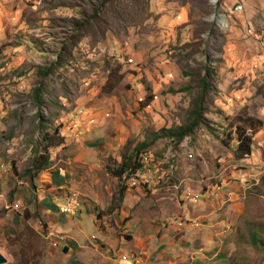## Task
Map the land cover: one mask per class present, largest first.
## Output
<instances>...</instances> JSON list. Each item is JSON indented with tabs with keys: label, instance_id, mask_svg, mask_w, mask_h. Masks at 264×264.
I'll use <instances>...</instances> for the list:
<instances>
[{
	"label": "rangeland",
	"instance_id": "obj_1",
	"mask_svg": "<svg viewBox=\"0 0 264 264\" xmlns=\"http://www.w3.org/2000/svg\"><path fill=\"white\" fill-rule=\"evenodd\" d=\"M202 76L204 123L176 142L167 130L191 122ZM36 87L48 130L59 127L65 140L32 181L43 135ZM250 115L262 123L251 152L239 154L235 128ZM146 151L171 191L116 175L125 157ZM0 164V193L22 203L6 209L0 197L4 264H189L202 255L204 264H264V0H0ZM52 174L69 181L58 188ZM187 187L203 193L191 227L209 233L193 243L175 232L169 251V227L159 223L180 211ZM44 191L54 202L78 191L82 208L46 213V226L25 220L45 210ZM206 214L224 215L208 224ZM47 225L71 239L59 245Z\"/></svg>",
	"mask_w": 264,
	"mask_h": 264
},
{
	"label": "clouds",
	"instance_id": "obj_2",
	"mask_svg": "<svg viewBox=\"0 0 264 264\" xmlns=\"http://www.w3.org/2000/svg\"><path fill=\"white\" fill-rule=\"evenodd\" d=\"M83 111L81 109V111L78 112L77 114L83 113ZM41 114H42V112H41ZM45 120L47 121L46 118H45ZM47 124H49L48 121H47ZM78 125H79V123H74V124H72V127L76 128V127H78ZM55 128H59V127H55ZM46 129L48 130V126ZM54 129L48 130V131H53ZM59 130H60V128H59ZM73 130H75V129H73ZM60 134L64 138L61 130H60ZM42 138H43V135H42ZM64 140H65V138H64ZM237 142H238V140H237ZM94 145L95 144H92V146H94ZM41 153H42V151H40L39 154H41ZM148 153L152 154L149 151L143 152L141 155H139L136 158V164H135L136 166L134 165L135 160H132L130 162V167L127 168V170L124 173H122L121 175H117V174L116 175L118 177H122V179H124V180L126 179L127 183H129L130 186H132V187L154 188L155 186H157L159 184L160 187H157V188H159L161 190L165 189L166 191H171L170 188H166V187L162 186V185L168 183L171 178L167 173H164L159 168L158 161L154 158L153 154H152L153 160L156 161V167H155L154 171H152V172L148 171L150 163L152 161V160L149 161V158H148V160L145 161V157L147 155H149ZM32 162H33V159H32ZM50 163H51V158H50ZM122 163H123V161L119 164L118 168L122 165ZM47 169H48V165L44 166V168L41 170L40 169H38L37 171L35 170V172H38V173L32 174V181L34 179L35 174L37 175L40 172L47 170ZM7 172L8 171H7V168L5 167V165L0 164V179H2L6 175ZM68 176H69V174H62L61 176L59 174H56V176H54V174H52L51 181L49 183L54 184V186H56L58 188H63V186L67 183V181H69L67 179ZM134 178H135V180H134ZM146 178H148L150 181L145 182ZM23 183H25V182H23ZM177 187H178V185L175 184V186L173 188H177ZM20 189H21V187H19V189H18L19 193H20ZM28 191L31 193V190L29 188H28ZM10 192L11 191L8 192V190L4 189V190H2V193H0V197L7 200L6 198L11 197ZM44 193L46 194V197H45V199H43V201L46 200V202L43 203V205L46 207L45 208L46 211L43 210L41 212V214H24L25 220H30V219H33L35 217H38L40 225L46 226L47 222L45 220L42 222V219H46V217L50 215V214H46V213H51V212L58 213L59 212L60 213V214L58 213L59 217L67 218V216H71V217L76 216L77 213L79 212V210L82 208L83 201L81 198V194L78 191H72L67 197H64V196L60 197L58 202H54L51 199L52 198L51 193H49L47 191H44ZM201 193H202L201 191L197 192V193H192L191 191H188L186 193V195L184 196V199H189V201H191L192 203L197 204L199 202L198 201L200 198L199 195ZM202 195H203V193H202ZM37 197H38V192H37ZM29 198L32 199V197H29ZM194 198L196 201L192 200ZM31 199H29V200L27 199V201H26V203H28L29 206L31 205V203H29L31 201ZM0 200H1V198H0ZM0 202H3V201H0ZM3 203H4V206H3L4 208L12 209L15 211H18L22 205V203H20L18 201L17 202H10L7 200ZM51 206H53V207L51 208ZM18 213H20V214H15V216H16L15 218L17 220L21 219L23 216V214L21 212H18ZM174 223H176L178 227H182L183 229H187V228H190L191 226L196 225L198 222H196L195 219H193V218L187 217L184 212H180V214L178 216L176 215L174 218L173 217L171 218L168 214H167V217H165L163 215L162 220L159 224L162 226L167 225V227L171 228V225H173ZM46 234L48 237L52 238L55 242L59 243V245H62V246L64 244H67V242L71 239L70 236L65 235L66 233H64L63 231H61L57 228H54V227H49L48 225H47ZM65 247H68V250L70 248L67 245L64 246V248ZM74 247H72V248L74 249ZM64 248H63V252H64Z\"/></svg>",
	"mask_w": 264,
	"mask_h": 264
},
{
	"label": "trees",
	"instance_id": "obj_3",
	"mask_svg": "<svg viewBox=\"0 0 264 264\" xmlns=\"http://www.w3.org/2000/svg\"><path fill=\"white\" fill-rule=\"evenodd\" d=\"M207 72H214V69L210 66H206ZM39 74L42 76H47L51 72V66L39 68L38 70ZM201 83L207 85V79L205 76H202ZM207 89H210V86H203L202 92L199 94L198 98L195 100L193 108L191 110V122H186L182 124L181 126L171 128L167 130L168 134L166 136H169L170 138H173L176 140V142L181 141L186 136H189L190 134L195 131V129L200 125V123H204L205 113L207 112L208 108L206 106V91ZM42 88L36 87L34 89V98L36 99L37 104V111L36 116L39 120L38 128L43 131V138L42 142L39 144V146L36 147L35 154L33 157L32 162V168H30L28 171L32 172L33 168L36 169H43L44 166L48 165L50 163V156L48 154L50 153V149L56 146H60L64 143V138L60 134L59 128H55L53 131H48L46 128L48 126L47 121L45 120L44 116L41 114V96ZM244 120L249 121L248 125L246 126H237L235 128V132L237 134V140L238 144L236 146V151L239 154H247L251 152V145L253 143V134L258 131V125L262 123L258 117L254 116H248L245 117ZM253 131V132H252ZM40 151H42L41 154ZM132 161L131 156L126 157L123 160L122 165L117 168L115 173L117 175H121L124 173L127 168L130 167V162ZM136 164V160L134 161V165ZM34 165V166H33ZM136 166V165H135ZM134 166V167H135ZM53 206H51L52 208ZM55 209V208H54ZM52 210V209H51ZM72 247L76 246L75 242H71Z\"/></svg>",
	"mask_w": 264,
	"mask_h": 264
},
{
	"label": "crops",
	"instance_id": "obj_4",
	"mask_svg": "<svg viewBox=\"0 0 264 264\" xmlns=\"http://www.w3.org/2000/svg\"><path fill=\"white\" fill-rule=\"evenodd\" d=\"M184 182V181H183ZM183 182H181L178 187H180ZM191 187H187L185 190H184V194L182 195V197H180V199H182L183 202H180L179 201V209L180 211L178 213H175V214H168L171 218L175 217L176 215L178 216L180 214V212H184L185 215L189 218H193V219H201L199 218L198 216H196L195 214L197 212H195V206L197 204H194L192 203L191 201H189V199H184V196L186 195V193L188 191H191L192 193H197V192H200L197 190H194V189H190ZM206 198H209V195L206 196ZM174 199V197H173ZM175 203H177L175 200H173ZM178 204V203H177ZM181 204V205H180ZM207 205V204H205ZM203 205V206H205ZM207 215V214H206ZM220 215L221 217L224 215V214H219L215 217H210V215H207L206 216V219H202L204 220L205 223H208V224H212V222L214 221V219H220ZM199 228H195L193 229L192 227L190 228H187V229H183L182 227H178L176 223H174L173 225H171V228H168V231L165 235V237L167 238V242L168 244H171V247L168 249L169 251H174L175 249L173 248V245L175 244V241H176V237L175 235L173 236L172 234L176 232V236H177V240L178 242H187V241H191L194 243L195 240H201V238L203 236H205L206 234H208L209 232H205V231H202V232H195V231H198ZM202 249H204L203 247H199V251H201ZM170 253H173V252H170ZM184 253H181V255H183ZM168 255H171V254H168ZM206 255H202L201 257H196L194 256V259L198 258V260H194V261H191L189 264H204L203 262V259L205 258ZM209 259H215V256L214 257H211ZM208 259V260H209Z\"/></svg>",
	"mask_w": 264,
	"mask_h": 264
},
{
	"label": "water",
	"instance_id": "obj_5",
	"mask_svg": "<svg viewBox=\"0 0 264 264\" xmlns=\"http://www.w3.org/2000/svg\"><path fill=\"white\" fill-rule=\"evenodd\" d=\"M214 16H216V15L214 14ZM218 16H219V14H218ZM67 251H68V247H65L64 252H67ZM7 260H8L7 257L3 253L0 252V264L6 263Z\"/></svg>",
	"mask_w": 264,
	"mask_h": 264
},
{
	"label": "bare ground",
	"instance_id": "obj_6",
	"mask_svg": "<svg viewBox=\"0 0 264 264\" xmlns=\"http://www.w3.org/2000/svg\"><path fill=\"white\" fill-rule=\"evenodd\" d=\"M219 22L223 25V26H227V20L225 18H223L222 16H219ZM150 170V169H149Z\"/></svg>",
	"mask_w": 264,
	"mask_h": 264
}]
</instances>
